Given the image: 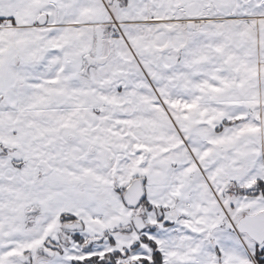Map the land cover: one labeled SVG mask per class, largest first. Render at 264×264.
I'll use <instances>...</instances> for the list:
<instances>
[{
  "label": "snow or ice",
  "instance_id": "1",
  "mask_svg": "<svg viewBox=\"0 0 264 264\" xmlns=\"http://www.w3.org/2000/svg\"><path fill=\"white\" fill-rule=\"evenodd\" d=\"M0 264H264V0H0Z\"/></svg>",
  "mask_w": 264,
  "mask_h": 264
}]
</instances>
